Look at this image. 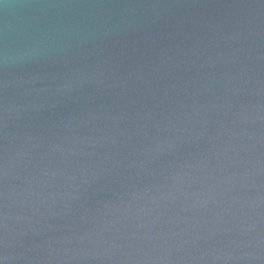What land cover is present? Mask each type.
Here are the masks:
<instances>
[{
  "label": "water",
  "instance_id": "95a60500",
  "mask_svg": "<svg viewBox=\"0 0 264 264\" xmlns=\"http://www.w3.org/2000/svg\"><path fill=\"white\" fill-rule=\"evenodd\" d=\"M0 264H264V0H0Z\"/></svg>",
  "mask_w": 264,
  "mask_h": 264
}]
</instances>
